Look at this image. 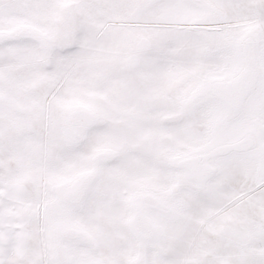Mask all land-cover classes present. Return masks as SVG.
Here are the masks:
<instances>
[{"label":"snow or ice","instance_id":"obj_1","mask_svg":"<svg viewBox=\"0 0 264 264\" xmlns=\"http://www.w3.org/2000/svg\"><path fill=\"white\" fill-rule=\"evenodd\" d=\"M0 264H264V0H0Z\"/></svg>","mask_w":264,"mask_h":264}]
</instances>
